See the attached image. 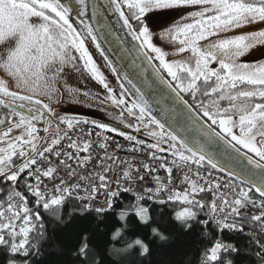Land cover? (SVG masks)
Instances as JSON below:
<instances>
[{"label": "snow or ice", "instance_id": "snow-or-ice-1", "mask_svg": "<svg viewBox=\"0 0 264 264\" xmlns=\"http://www.w3.org/2000/svg\"><path fill=\"white\" fill-rule=\"evenodd\" d=\"M166 9H194L184 15L187 22L161 33L162 38L167 35L178 45L173 52L153 43V33L144 22L147 13ZM33 17L42 23L34 27L29 23ZM257 22H264V0H0V44L19 34L15 50L6 62H0V72L19 90L10 91L0 79V107L11 118H0V264H37L46 236L42 211L59 219L63 204L71 198L81 202L80 211L96 213L100 223L108 213L117 221L107 237L102 233L96 243L88 234L81 236L76 250L81 264H127L133 252L147 256L150 248L143 238L133 236L126 245L121 241L131 231V221L150 225L152 205L169 202L184 206L174 213L181 226L191 229L197 223L207 236L211 225L217 232L213 242L202 249L198 264H234L239 249L223 239L225 232L247 235L264 249L255 230L264 234V63L252 65L239 60L256 44H264V30L221 35ZM117 24L131 37L130 46L139 53L136 59L152 69L155 79L148 92L141 85L152 77L144 76L137 84L133 79L136 73L121 76L101 44L108 42ZM89 39L119 80V94L86 47ZM109 48L119 55L118 49ZM184 53H190L189 60L168 59ZM67 66L81 76L89 74L120 108L121 117L126 113L129 118L128 123L123 118L119 122L152 142L108 125L96 126L123 136L133 145L130 152L143 155L148 149L152 164L136 166L121 161L126 167L121 170L116 166L114 182L107 175L112 167L101 166L99 172L81 175V181L91 182L90 192L86 184H68L63 179L54 191L48 188L45 178L52 180L62 171L73 176L77 167L91 160V156L78 155L88 153L91 142L74 140L71 131L63 136L57 131L50 142L46 135H38L35 122L43 121L42 131L47 134L51 120L45 114L52 115L53 110L36 97L51 99L58 93L57 85ZM59 124L73 128L71 121L60 120ZM14 129L19 133L13 135ZM62 141H67L66 145ZM65 147L73 151L66 152ZM99 147L107 149L104 143ZM105 158L116 165L117 157L98 159L102 162ZM206 166L227 172L230 182L221 184L211 179ZM174 168L180 169L186 187L165 197ZM158 170L167 174V184L158 174L152 175ZM145 173L155 187L149 185ZM101 190L103 206L92 203ZM250 191L258 194L260 203ZM204 193L211 196L209 218L199 221L206 208L201 197ZM29 197L34 198V206L29 205ZM249 206L260 209V213L245 211ZM150 236L167 239L158 226L151 228ZM257 259L264 264V251Z\"/></svg>", "mask_w": 264, "mask_h": 264}, {"label": "trees", "instance_id": "trees-1", "mask_svg": "<svg viewBox=\"0 0 264 264\" xmlns=\"http://www.w3.org/2000/svg\"><path fill=\"white\" fill-rule=\"evenodd\" d=\"M0 113L8 117L7 110L2 107ZM110 133L119 136L116 132ZM226 179L230 182L228 177ZM233 182L238 185L237 181ZM21 190L26 192L23 188ZM249 195L260 203V198L254 191H250ZM201 197L207 204L210 203V194L204 193ZM29 205L34 206V198L29 197ZM183 207L179 203L172 202L155 204L151 207L152 224L141 226L135 221L130 222L131 231L121 241V245L130 242L131 237L139 236L148 243L150 253L147 256H140L133 252L127 257V264H198L202 249L213 242L217 232L211 225L208 229L210 234L207 236L205 230L197 223H194L191 229L181 226L174 220V213L182 210ZM81 208L82 205L78 200L71 198L63 204L59 219L51 213L45 214L42 211L46 236L41 243V255L37 258V264H81L76 253L81 236L88 234L93 238V243H96L102 238V233L106 238L111 228L117 224L116 217L112 213L106 214L104 222L100 223V217L96 213H84L80 211ZM245 211L260 213V209L251 206ZM208 218L205 208L198 216V220L203 221ZM153 226H158L160 231L166 234L167 239L164 241L152 239L150 231ZM255 230L260 241L264 243V234L259 233L258 229ZM244 231L245 233L249 231V225L244 226ZM223 239L234 242L239 249V253L233 257L234 264H260L257 255L264 249L259 248L247 235L225 232Z\"/></svg>", "mask_w": 264, "mask_h": 264}, {"label": "rangeland", "instance_id": "rangeland-1", "mask_svg": "<svg viewBox=\"0 0 264 264\" xmlns=\"http://www.w3.org/2000/svg\"><path fill=\"white\" fill-rule=\"evenodd\" d=\"M191 10L194 9L154 10L147 13L144 17V22L149 27V31L153 33V43L165 51L173 52L176 47H178V45L172 42L167 35L162 38L161 33H166L167 29L176 24L187 22L184 20V15H186ZM29 23L36 27L42 23V20L40 18L33 17L29 19ZM235 30L221 35L230 37ZM17 36L18 34H14L13 36L9 37V40L7 39L3 44H0L1 62L7 61L5 55L8 56V50H15L16 45L14 42V37ZM262 45L264 44H256L254 47L250 48L245 55L239 58L240 62L252 65L264 63V51L258 52ZM86 47L89 48L90 54L93 56L95 62L104 73L110 86L114 89L115 93L117 92V94H119L120 91H116L117 86L115 85L113 78L111 77L106 65L97 54L90 40L87 41ZM252 54H255L256 58H251ZM168 59L189 60L190 53L170 55ZM45 71H47V69H45ZM5 75V73L0 72V79L7 83L9 90L11 89L10 91H19L15 86V82L10 77L8 79V76L5 78ZM61 75L63 79L58 82V93L53 95L51 99L43 95L36 97L41 100L42 104H48V106L53 110V114L49 116L57 120L65 118L64 120L71 122L76 120V118L89 117L96 125L104 124L112 128H125L124 125L119 121L123 118L125 123L129 122V118L127 117L126 113L124 117H121L120 108H117L112 104L111 100L107 98V91L100 84L93 81L89 74L85 73L83 76H81L80 73L74 71L71 66H67L64 68ZM7 79L9 81H6ZM69 87L72 89V91H69ZM35 123L37 127L38 122ZM19 131V129H14L12 134H18ZM57 131V127L51 123L49 132L47 134L42 133L41 136L46 135L48 141L50 142L51 139L57 135Z\"/></svg>", "mask_w": 264, "mask_h": 264}, {"label": "built area", "instance_id": "built-area-1", "mask_svg": "<svg viewBox=\"0 0 264 264\" xmlns=\"http://www.w3.org/2000/svg\"><path fill=\"white\" fill-rule=\"evenodd\" d=\"M46 115V114H45ZM47 116V115H46ZM50 120L53 122V124L57 127L59 131V135L63 136L65 132L71 131L72 137L74 140H78L80 143H83L85 141L91 142V147L89 149L88 153H78V155L83 158L85 156H91V160L88 161L83 167H77L76 173L73 176H68L65 174V172H60L58 176H56L52 180H48L45 178L44 183L48 185L49 189H52L54 191V186L59 183L61 179L66 181L68 184H72L75 182H80L82 184H86L88 187V190L90 192L91 190V182L90 181H81L80 177L81 175L87 176L89 173L92 172H99L101 166L104 167H112V172L107 173L110 180L113 182L118 177L117 167L119 166L121 170L123 167H126L125 165H121V161H130L136 164V166H140L142 163H149L152 164L153 162L148 157V149H144V154L141 155L139 152H130L128 151L129 148H131L133 145L125 140L120 139L115 136H112L110 134L103 133L101 130L96 128L91 122L88 121H78L73 124V128L69 130L67 127L60 125L58 120L50 118ZM59 126V128H58ZM39 128H42V124H39ZM133 135H136L139 139H145L146 142H152L149 141V139L143 135L142 133H135L133 132ZM63 144L66 145L67 141H62ZM104 143L107 145V149H101L99 147V144ZM59 147V146H57ZM135 147L139 148V145H136ZM64 151L71 152L73 150L64 148ZM107 156H115L117 157L116 165H112V163L107 160L106 158L101 162L99 157H107ZM72 164H75L76 161H71ZM158 168V163L155 165ZM212 173V172H211ZM159 175L162 180L165 181L167 184V174L163 170H158V173H153L152 175ZM201 174L204 175V170H201ZM146 178L148 179V183L150 186L155 187L154 181L151 179L150 176H148L147 173H145ZM211 179H218L221 184H224V179L220 178L219 176L212 173ZM172 182L170 184H167V191L163 194L165 197L171 193L172 191L180 190L183 191L186 187L184 183H182L183 176L178 168H174L172 177ZM42 190H44L42 185ZM81 195H87V193L81 191ZM81 203V202H80ZM92 203H98L99 205H104V193L103 190H101L97 194V200L93 201Z\"/></svg>", "mask_w": 264, "mask_h": 264}, {"label": "water", "instance_id": "water-1", "mask_svg": "<svg viewBox=\"0 0 264 264\" xmlns=\"http://www.w3.org/2000/svg\"><path fill=\"white\" fill-rule=\"evenodd\" d=\"M73 19H74V17H73ZM262 29H264V22L251 23V24H248L242 28L235 30L231 34V36L232 35H238V34H247V33H251V32H258ZM126 33H127V30L121 29L119 24H117L116 32L112 33V35L108 39V42L101 41V44H102L103 48L106 50L107 56L110 58L111 61H113L115 63L117 70L121 72V76H123L124 72H128L130 74L136 73V76H133V79L135 80V82L137 84H140L141 80L144 79V76H151L152 77V79L145 80L144 83L141 85L143 91L148 92L151 90L150 86L152 85L153 80L155 79L154 74L152 73L151 67H149L147 64H142L141 60L136 59V57L139 56V53L134 48H132L130 46L131 37L127 36ZM109 45L111 46V49H118L119 55H115L110 50ZM93 47L96 50L97 54L100 56L103 63L106 65L111 77L113 78L115 85L117 86L116 91H120L119 80L116 78L115 74L112 73L111 69L107 66V62H106L104 56H102L100 54V52L95 48L94 45H93ZM263 47H264V45L260 47V50L258 52L264 51ZM252 57L256 58L255 54H252L251 58ZM121 58H123V59H121ZM133 60H136V62L133 63ZM0 62H1V60H0ZM137 76H139L140 78L137 79L136 78ZM6 77H7V75H5V78ZM8 79H9V77H8ZM8 79L6 81H9ZM116 94H117V92H116ZM208 167H210V166H208ZM214 170H216V169H214ZM216 171H218L222 175L229 178L227 172L219 171V170H216ZM257 196H258V194H257Z\"/></svg>", "mask_w": 264, "mask_h": 264}, {"label": "crops", "instance_id": "crops-1", "mask_svg": "<svg viewBox=\"0 0 264 264\" xmlns=\"http://www.w3.org/2000/svg\"><path fill=\"white\" fill-rule=\"evenodd\" d=\"M8 40H9V38H8ZM14 42H15V45H16V47H17L18 42H19V34H18L17 37H14ZM10 53H11V51L8 50L7 55H9ZM7 57H8V56L5 55V58H6V59H7Z\"/></svg>", "mask_w": 264, "mask_h": 264}, {"label": "flooded vegetation", "instance_id": "flooded-vegetation-1", "mask_svg": "<svg viewBox=\"0 0 264 264\" xmlns=\"http://www.w3.org/2000/svg\"><path fill=\"white\" fill-rule=\"evenodd\" d=\"M135 23V22H134ZM263 46V45H262ZM0 118H6V119H11L10 117H7L5 114L0 113ZM4 125L3 127H5Z\"/></svg>", "mask_w": 264, "mask_h": 264}, {"label": "bare ground", "instance_id": "bare-ground-1", "mask_svg": "<svg viewBox=\"0 0 264 264\" xmlns=\"http://www.w3.org/2000/svg\"><path fill=\"white\" fill-rule=\"evenodd\" d=\"M78 202L80 203V201L78 200ZM80 205H82L81 203H80Z\"/></svg>", "mask_w": 264, "mask_h": 264}]
</instances>
